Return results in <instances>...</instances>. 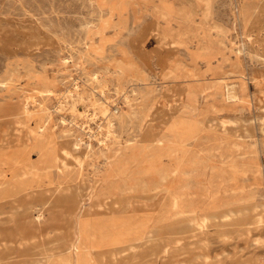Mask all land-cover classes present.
<instances>
[{
	"label": "rangeland",
	"instance_id": "374dc122",
	"mask_svg": "<svg viewBox=\"0 0 264 264\" xmlns=\"http://www.w3.org/2000/svg\"><path fill=\"white\" fill-rule=\"evenodd\" d=\"M44 257L264 264V0H0V262Z\"/></svg>",
	"mask_w": 264,
	"mask_h": 264
},
{
	"label": "bare ground",
	"instance_id": "6f19581e",
	"mask_svg": "<svg viewBox=\"0 0 264 264\" xmlns=\"http://www.w3.org/2000/svg\"><path fill=\"white\" fill-rule=\"evenodd\" d=\"M227 93H229L228 95L229 96H231V97H233V96H236V91H235V89H233V87L231 86V87H228V92ZM102 106V105H101ZM105 107V106H104ZM154 144V143H153ZM151 150V149H150ZM155 150V149H154ZM149 151V150H148ZM220 166V165H219ZM226 170V169H225ZM211 180V179H210ZM223 180H225V179H223ZM225 182V181H224ZM223 186V185H222ZM227 187V186H226ZM209 188V187H208ZM211 190V189H210ZM222 191V190H221ZM235 191V190H234ZM213 192V191H212ZM188 197V196H187ZM222 208V207H221ZM209 211V210H208ZM247 215V214H246ZM40 217V216H39ZM236 217V216H235ZM200 218V217H199ZM196 221V220H195ZM201 221H202V218H201ZM117 222V221H116ZM197 224V223H196ZM260 225H262V224H260ZM213 228V227H212ZM228 228V227H227ZM238 228V227H237ZM90 229V228H89ZM213 231H215V230H213ZM237 231V230H236ZM249 231V230H248ZM257 231V230H256ZM149 232V231H148ZM216 232V231H215ZM217 232H219V231H217ZM104 233V232H103ZM151 233V232H150ZM148 235V234H147ZM201 235V234H200ZM243 235V234H242ZM150 236V235H149ZM235 236H236V234H235ZM245 236V235H244ZM148 237V236H147ZM211 237V236H210ZM255 237V236H254ZM258 237V236H257ZM117 238V237H116ZM232 238V237H231ZM113 239V238H112ZM136 239V238H135ZM143 239V238H142ZM141 239V240H142ZM150 239V238H149ZM203 239V238H202ZM211 239V238H210ZM114 240V239H113ZM112 240V241H113ZM125 240V239H124ZM231 240V239H230ZM229 240V241H230ZM257 240V239H256ZM153 241V240H152ZM215 241H217V240H215ZM131 242V241H130ZM138 242H140L139 241V238H137L135 241H134V243H130L131 245H130V247L131 246H135V245H137L138 244ZM146 242H148V240L146 241ZM145 242V243H146ZM151 242V241H150ZM192 242V241H191ZM206 242H207V240H206ZM234 242V241H233ZM111 243H113V242H111ZM189 243H190V241H189ZM188 243V244H189ZM193 243V242H192ZM128 244V243H127ZM215 244V243H214ZM263 244V243H262ZM76 248H88V249H90V250H93V247H95L94 245H91V243H89V242H87V241H84V240H79V241H77L76 242ZM113 245H114V243H113ZM112 245V246H113ZM252 245H253V243H252ZM261 245V244H260ZM122 246V245H121ZM198 246V245H197ZM216 246V245H215ZM235 246V245H234ZM148 247V246H147ZM207 247V246H206ZM166 248V247H165ZM231 248V247H230ZM234 248V247H233ZM232 248V249H233ZM212 249V248H211ZM234 249H236V248H234ZM245 249V248H244ZM253 249V248H252ZM251 249V250H252ZM257 249V248H256ZM134 250V249H133ZM132 250V251H133ZM224 250V249H223ZM132 251H130V252H132ZM165 251V250H164ZM254 251V250H253ZM252 251V252H253ZM256 251V250H255ZM200 252H201V250H200ZM136 253V252H135ZM147 253V252H146ZM162 253V252H161ZM222 253H224V252H222ZM221 253V254H222ZM240 253H241V251H240ZM243 253V252H242ZM145 254V253H144ZM226 254V253H225ZM234 254V253H233ZM134 255V254H133ZM141 255V254H140ZM151 255V254H150ZM220 255V254H219ZM230 255V254H229ZM232 255V254H231ZM253 255H255V254H253ZM45 256V255H44ZM104 256V255H103ZM130 256V255H129ZM133 257V256H132ZM141 257V256H140ZM227 257V256H226ZM245 257V256H244ZM45 258V257H44ZM147 258V257H146ZM149 258V257H148ZM155 258V257H154ZM228 258V257H227ZM231 258V257H230ZM242 259H243V257H241ZM1 259V258H0ZM4 259V258H3ZM41 259V258H40ZM143 259V258H142ZM221 259V258H220ZM207 260V259H206ZM211 260V259H210ZM222 260V259H221ZM248 260V259H247ZM2 261V260H1ZM45 261H46V258L45 259H43V263L42 264H45ZM138 261V260H137ZM140 261V260H139ZM31 262V261H30ZM37 262V261H36ZM40 262V261H39ZM135 262V261H134ZM238 262V261H237ZM245 262V261H244ZM100 264H103L102 262H99ZM216 263V262H215ZM0 264H1V262H0ZM38 264V263H37ZM125 264V263H124ZM141 264V263H140ZM196 264V263H195ZM253 264V263H252Z\"/></svg>",
	"mask_w": 264,
	"mask_h": 264
}]
</instances>
